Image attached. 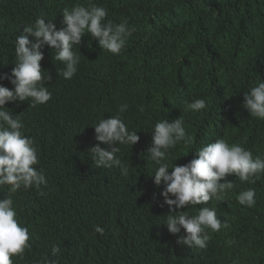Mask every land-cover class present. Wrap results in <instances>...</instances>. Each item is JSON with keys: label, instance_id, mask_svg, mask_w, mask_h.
Listing matches in <instances>:
<instances>
[{"label": "trees", "instance_id": "16d2710c", "mask_svg": "<svg viewBox=\"0 0 264 264\" xmlns=\"http://www.w3.org/2000/svg\"><path fill=\"white\" fill-rule=\"evenodd\" d=\"M85 2L0 0V73L10 74L15 67V41L24 27L43 17L59 29L63 9ZM95 3L107 8L108 20H126L135 27L125 50L114 56L85 34L78 48L84 57L68 80L58 74L63 65L53 59L54 50L44 46L41 67L52 77L45 83L52 98L35 107L31 101L5 104L13 115H21L23 133L38 148L36 167L47 180L44 196L35 188L13 194L17 219L28 228L31 245L23 259L12 258L13 264H42L45 257L56 264H264V176L251 184L227 175L237 187L224 201L179 209L194 215L201 207L215 208L229 225L216 233L209 230L206 249L188 248L177 243L183 229L173 235L163 224L169 214L163 186H153L147 156L135 155L140 143L120 146L118 157L130 163L127 175L117 167H96L89 150L97 144L106 147L95 140L94 126L127 103L121 119L139 135L150 133L152 138L162 117L184 120L193 143L171 149L170 164L188 163L197 158L198 148L217 138L264 159V120L243 107L244 94L264 81V0ZM0 84L13 87L7 79ZM200 98L206 109L186 108L185 101ZM248 188L256 193L252 208L237 200ZM7 195L5 185L0 199ZM230 240L235 243L229 245ZM54 245L60 247L56 256Z\"/></svg>", "mask_w": 264, "mask_h": 264}, {"label": "clouds", "instance_id": "9594fccd", "mask_svg": "<svg viewBox=\"0 0 264 264\" xmlns=\"http://www.w3.org/2000/svg\"><path fill=\"white\" fill-rule=\"evenodd\" d=\"M107 17V8L98 5L95 0H86L71 9H63L60 20L62 27L59 29L52 19L36 18L33 24L24 27L23 32L16 37L15 67L10 74L0 73V81L7 79L13 85L9 89L0 84V189L8 186V195L0 199V264H13V257L23 259L26 250L31 247L28 228L17 219L13 194L18 190L35 188L40 196H44L46 193L42 186L47 185L44 171L36 167L39 154L34 139L23 133L21 115H13L5 104L31 101V106L35 107L46 104L52 98V92L45 86L52 77L48 71L45 74L46 70L41 67L44 46L54 50L53 59L63 65L57 68L58 74L68 80L78 71L83 56L78 48L85 34L95 39L101 49L114 56L125 50L128 38L136 31L135 27L126 20L114 23ZM29 37H34V41ZM185 104L193 112L207 107L202 98L192 103L185 101ZM243 107L251 117L264 120V81L244 94ZM128 109L129 105L123 103L119 105L116 115L102 118L94 126L95 140L106 147L102 149L99 144L91 147V160L98 168L117 167L122 174L127 175L130 163L118 157L120 146L132 148L140 143L141 150L136 151L135 155L147 156L152 164L153 174L150 176L155 184L153 186H163V203L169 209L163 224L173 235L180 234L183 229L184 234L178 235V244L206 249L211 238L209 230L212 233L219 232L222 228H228V223L217 217L215 208L201 207L194 215L178 210L207 204L210 200L224 201L226 195L237 187L234 181L225 179L227 175L234 174L240 182L254 184L256 179L264 176V159L259 156L253 158L252 151L240 144H229L226 139L217 138L213 143L198 148L195 151L197 158L188 163L170 164L171 149L181 143H193V137L187 134L184 127V120L162 117L154 124L151 138L150 133L139 135L123 122L121 116ZM138 110L143 112V106ZM255 196V190L248 188L239 192L237 200L240 205L252 208L256 204ZM95 231L103 234L104 229L96 226ZM227 243L231 245L235 241ZM51 253L53 256L58 255L59 245H54ZM42 264L56 262L45 257Z\"/></svg>", "mask_w": 264, "mask_h": 264}]
</instances>
